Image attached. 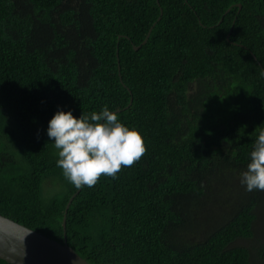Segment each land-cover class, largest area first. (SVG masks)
I'll list each match as a JSON object with an SVG mask.
<instances>
[{"label": "trees", "instance_id": "16d2710c", "mask_svg": "<svg viewBox=\"0 0 264 264\" xmlns=\"http://www.w3.org/2000/svg\"><path fill=\"white\" fill-rule=\"evenodd\" d=\"M58 106H108L146 151L77 192ZM261 127L264 0H0V214L91 264H264L240 184Z\"/></svg>", "mask_w": 264, "mask_h": 264}, {"label": "clouds", "instance_id": "9594fccd", "mask_svg": "<svg viewBox=\"0 0 264 264\" xmlns=\"http://www.w3.org/2000/svg\"><path fill=\"white\" fill-rule=\"evenodd\" d=\"M46 133L58 150L57 167L77 188L94 186L101 175L115 178L122 166L133 165L146 151L139 131L123 123L108 106L78 116L58 106L48 119ZM249 157L240 184L249 192L264 191V127Z\"/></svg>", "mask_w": 264, "mask_h": 264}, {"label": "water", "instance_id": "95a60500", "mask_svg": "<svg viewBox=\"0 0 264 264\" xmlns=\"http://www.w3.org/2000/svg\"><path fill=\"white\" fill-rule=\"evenodd\" d=\"M149 32L144 39L146 42ZM136 49L137 46H134ZM132 98L130 99L131 103ZM80 190L78 188L77 192ZM75 193L69 198L62 218L65 229L66 212ZM0 258L10 264H91L64 241L59 242L36 230L0 214Z\"/></svg>", "mask_w": 264, "mask_h": 264}, {"label": "rangeland", "instance_id": "374dc122", "mask_svg": "<svg viewBox=\"0 0 264 264\" xmlns=\"http://www.w3.org/2000/svg\"><path fill=\"white\" fill-rule=\"evenodd\" d=\"M264 227L261 223H258L256 226V231L254 232V237L247 242H244L247 245L257 246L259 243L263 242Z\"/></svg>", "mask_w": 264, "mask_h": 264}]
</instances>
